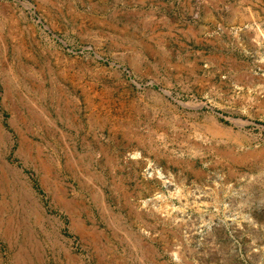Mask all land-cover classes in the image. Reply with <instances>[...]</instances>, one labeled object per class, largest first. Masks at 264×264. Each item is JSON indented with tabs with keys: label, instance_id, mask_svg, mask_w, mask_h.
Returning <instances> with one entry per match:
<instances>
[{
	"label": "rangeland",
	"instance_id": "1",
	"mask_svg": "<svg viewBox=\"0 0 264 264\" xmlns=\"http://www.w3.org/2000/svg\"><path fill=\"white\" fill-rule=\"evenodd\" d=\"M11 107L68 110L108 186L46 221L68 252L47 240L44 264H264V0H0V264H29L10 254L39 228L29 191L57 212Z\"/></svg>",
	"mask_w": 264,
	"mask_h": 264
},
{
	"label": "crops",
	"instance_id": "2",
	"mask_svg": "<svg viewBox=\"0 0 264 264\" xmlns=\"http://www.w3.org/2000/svg\"><path fill=\"white\" fill-rule=\"evenodd\" d=\"M172 1L174 6L187 8L191 6L192 0ZM211 6L214 9L216 8L214 4ZM247 16L248 14H240L235 17V21L242 22L243 17L247 18ZM10 110L11 115L6 129L14 140V154L19 159L26 174L29 176L35 174L40 177L42 192L45 194L46 200H49V206L55 208L57 212V214L49 215L45 208L47 206L46 202L42 201L40 203L33 192L29 191L31 207H36L39 212L38 219L34 221V223H38L39 228L35 229L30 226L27 235L23 237V246L12 250L10 254L21 256L22 261L29 264L32 261H36L37 264H44L45 256L48 254L47 240L53 242H51L53 248L51 253L54 256L60 257L68 252L66 248L63 250L62 238L60 233L55 231L56 227L53 226V234L46 232V221L59 224L57 217L61 218L62 212H64L74 222L79 217L77 211L79 199L86 207V202H89L92 207L96 199V192L104 193L108 186L104 183L101 185L94 183L93 169L83 167L79 171L77 162L81 159L82 154L79 152L78 137L81 136L82 132L84 134V131L69 123L68 110L61 111L56 117L54 111L49 109L23 108L19 110L11 107ZM36 157L43 160V168L34 163L33 160ZM58 161H63L60 169L55 166ZM79 175L88 176L89 179L83 181L82 187L78 190ZM101 175L103 177L108 176V168L103 169ZM26 179L30 178L27 177ZM105 181H108V178H105ZM80 214L82 216V213Z\"/></svg>",
	"mask_w": 264,
	"mask_h": 264
},
{
	"label": "bare ground",
	"instance_id": "3",
	"mask_svg": "<svg viewBox=\"0 0 264 264\" xmlns=\"http://www.w3.org/2000/svg\"><path fill=\"white\" fill-rule=\"evenodd\" d=\"M8 92H9V91H8ZM46 130H48V129H46ZM1 131H3V130H1ZM4 137H5V136H4ZM2 138H3V137H2ZM8 143H9V142H8ZM20 143H21V142H20ZM0 145H1V143H0ZM0 147H2V146H0ZM3 149H4V147H3ZM1 158H2V157H1ZM0 160H1V159H0ZM1 168H2V167H1ZM9 168H10V167H9ZM0 171H1V169H0ZM1 188H2V187H1ZM34 203H35V202H34ZM99 204H100V205H99ZM99 204H98L99 206L102 205V206H101L102 208L105 207L103 203H99ZM103 210H104V209H103ZM71 213H72V212H71ZM78 221H79V220L76 219V220L74 221V223H76V222H78ZM85 224H86V223H85ZM76 225H77V224H76ZM81 225H82V224H81ZM82 227H83V226H82ZM84 229H85V227H84ZM63 249H65V247H64ZM62 251H63V250H62ZM62 251H61V252H62ZM66 251H67V250H66ZM75 260H76V259H75Z\"/></svg>",
	"mask_w": 264,
	"mask_h": 264
}]
</instances>
